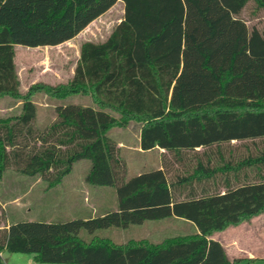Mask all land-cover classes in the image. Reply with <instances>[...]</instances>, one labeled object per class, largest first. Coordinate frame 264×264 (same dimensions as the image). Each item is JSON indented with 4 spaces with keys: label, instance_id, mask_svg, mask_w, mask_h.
Returning a JSON list of instances; mask_svg holds the SVG:
<instances>
[{
    "label": "trees",
    "instance_id": "trees-1",
    "mask_svg": "<svg viewBox=\"0 0 264 264\" xmlns=\"http://www.w3.org/2000/svg\"><path fill=\"white\" fill-rule=\"evenodd\" d=\"M121 1L122 19L103 42L80 45L68 81L35 82L24 93L13 25L0 24V98L21 103L18 114L0 117V179L12 169L53 187L89 160L88 182L113 186L117 198V209L102 215L8 226L0 206V264L4 251L58 264H235L211 236L264 212V149L256 145L264 143V28L240 17L251 2L264 10V0ZM83 2L58 0L45 21L78 14ZM24 5L0 0V10ZM36 94L54 102L87 95L96 108L58 103L41 128ZM130 121L141 124L140 149L172 156L161 168L127 176L107 133ZM233 142L247 151L223 148ZM169 217L197 232L124 243L94 234ZM81 230L92 236L82 239Z\"/></svg>",
    "mask_w": 264,
    "mask_h": 264
},
{
    "label": "rangeland",
    "instance_id": "rangeland-1",
    "mask_svg": "<svg viewBox=\"0 0 264 264\" xmlns=\"http://www.w3.org/2000/svg\"><path fill=\"white\" fill-rule=\"evenodd\" d=\"M24 1L25 5L22 8L0 10V24L11 23L13 25L14 63L21 93H24L28 86L35 82L47 80L57 84L68 81L71 69L75 67L78 60L80 45L87 39L80 33L85 25L91 21L96 22L98 27L94 29L100 33L97 39H101L105 31L116 25L122 17L121 8L113 0H84V8L78 14L70 10L62 18L46 22L48 13L53 10L58 0ZM240 17L244 18L251 28H264V10L256 13L253 2L247 5ZM80 18L83 19V24L79 23ZM73 33L80 35L74 36ZM33 100L37 104V125L41 128L53 118L54 107L58 103L96 108L87 95H71L56 103L48 101L41 94H36ZM20 109V101L8 96L0 98V117L18 114ZM108 112L114 114L111 111ZM140 126L139 122L130 121L126 126L111 128L107 133L119 146L120 156L126 163L128 177L161 166L164 156L167 159L172 157L159 148L142 151L139 147ZM248 143L253 153L260 151L256 150L253 142ZM243 144L233 142L223 148L232 150L238 146L239 149L246 150ZM256 145L264 149V143L261 140H258ZM90 168L89 160L75 162L70 173L53 187H48L38 177L26 176L12 169L5 170L0 179V206L5 215V223L15 221L60 222L89 217L92 213L98 216L101 212L109 210L116 205L115 188L88 182L87 176ZM156 225L158 226L154 228L153 224L147 223L142 227H132L123 232H120L122 230L120 228L115 230V227H110L98 230L94 234L109 237L116 243H124L130 239L159 242L167 237L191 233L186 225L173 219L162 220ZM223 231H226L224 233L228 235L231 233L237 235L243 240L244 246L250 242H258L261 245V250L258 251L259 256H264V212ZM216 233L214 232L213 235ZM79 236L88 240L92 235L81 230ZM2 258V264H58L37 262L32 254L22 252L4 251ZM256 258L237 260L235 264H264V258Z\"/></svg>",
    "mask_w": 264,
    "mask_h": 264
},
{
    "label": "crops",
    "instance_id": "crops-1",
    "mask_svg": "<svg viewBox=\"0 0 264 264\" xmlns=\"http://www.w3.org/2000/svg\"><path fill=\"white\" fill-rule=\"evenodd\" d=\"M114 1L118 4L119 8H121V15L123 17L124 10H123L122 1L121 0H114ZM122 17H121V19H122ZM82 18H83V16H82ZM82 18H80L81 19L80 23L83 24V21H82L83 19ZM82 27H83V25H82ZM94 27H98V26H96V22H93V21L89 22L88 25H85L83 30L80 32L82 36L87 37V39L84 40L83 42H87V41L94 42V43L103 42L109 36V34L111 33V31L113 30L115 25L111 29L105 31V34L103 35V37L101 39H97L99 37L100 33H97L98 31L96 32ZM73 35L74 36H78L80 34L75 35V33H74ZM14 62H15V56H14ZM74 68L75 67H73L71 69L70 78L73 75ZM42 82L47 83V84H51V85L56 84L55 82H50V81H47V80H43ZM159 149L161 151H165L164 149H161V148H159ZM151 150H153V149H151ZM142 151H145V150H142ZM146 151H150V150H146ZM156 168H161V166H156V167L151 168V169H156ZM148 170H150V169H148ZM144 171H147V170H144ZM141 172H143V171H141ZM141 172H138L135 175H137V174H139ZM116 209H117V200H116V205H114L109 210L101 212L99 215H102V214H104V213H106L108 211L116 210ZM95 215H96L95 213L94 214L92 213V214H90L89 217H94ZM84 218H88V217H84ZM166 219H173L174 221H177L179 223H182L183 225H186V228L189 230V232H197V228L195 227V225L192 222H190L188 220H185V219H182V218H177V217H169V218H164V219H160V220H146V221H144L141 224L130 225L127 228H120V229H122V230H120V232H123L124 230H128L129 228H132V227H135V228L142 227V226H144L147 223L153 224V227L155 228L156 226H158V225H156L157 223L161 222L162 220H166ZM15 222H17V221H15ZM9 224H7V226ZM114 229L115 230L116 229L119 230L118 228H114ZM111 230H113V229H111ZM224 232H226V231L217 232L216 234L212 235L211 238L214 239V240H217L218 242H221L224 245V247L226 249V252H227V254H228L230 259H232V260H234V259H236V260H243V259L252 260L251 258H253V257L254 258L258 257L256 259H259V257L260 258H264V256H259L258 251L261 250V245H259L258 242L257 243H251L250 242L246 246H244L243 245V240L241 238H238L237 235H235L233 233H231V235H228L227 233H224ZM180 233L182 234V233H185V232H180ZM1 255L3 256V253H1ZM256 259H254V260H256Z\"/></svg>",
    "mask_w": 264,
    "mask_h": 264
}]
</instances>
